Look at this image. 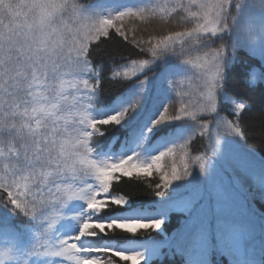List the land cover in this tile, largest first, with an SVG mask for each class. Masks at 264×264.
<instances>
[{
    "label": "snow or ice",
    "instance_id": "obj_1",
    "mask_svg": "<svg viewBox=\"0 0 264 264\" xmlns=\"http://www.w3.org/2000/svg\"><path fill=\"white\" fill-rule=\"evenodd\" d=\"M249 117L264 0H0V264H264Z\"/></svg>",
    "mask_w": 264,
    "mask_h": 264
},
{
    "label": "trees",
    "instance_id": "obj_2",
    "mask_svg": "<svg viewBox=\"0 0 264 264\" xmlns=\"http://www.w3.org/2000/svg\"><path fill=\"white\" fill-rule=\"evenodd\" d=\"M248 123L250 126L254 128V131L250 133L252 135L253 139L250 141L251 144H253L258 151L264 152V130L261 129L260 122L256 119H253L251 117L248 118ZM125 188H127V185H124ZM257 208H260L261 210H264V206H261L260 202H256ZM171 227L176 226V220L173 219L171 222ZM179 259V258H178ZM222 264H230V259L228 257H222ZM154 264H159V261H154Z\"/></svg>",
    "mask_w": 264,
    "mask_h": 264
}]
</instances>
